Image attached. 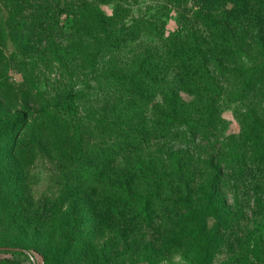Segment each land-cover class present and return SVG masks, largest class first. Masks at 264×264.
Instances as JSON below:
<instances>
[{"label": "trees", "instance_id": "trees-1", "mask_svg": "<svg viewBox=\"0 0 264 264\" xmlns=\"http://www.w3.org/2000/svg\"><path fill=\"white\" fill-rule=\"evenodd\" d=\"M142 1L0 0V100L12 108L0 114V145L24 121L0 160V247L21 249L4 253L110 264L104 232L170 214L186 264H214L211 220L226 206L217 179L243 156L239 145L216 148L232 105L240 139L264 161V0H148L135 15ZM44 67L60 71L50 87ZM10 73L21 83L7 86ZM39 157L58 183L45 201L28 183Z\"/></svg>", "mask_w": 264, "mask_h": 264}, {"label": "rangeland", "instance_id": "rangeland-1", "mask_svg": "<svg viewBox=\"0 0 264 264\" xmlns=\"http://www.w3.org/2000/svg\"><path fill=\"white\" fill-rule=\"evenodd\" d=\"M148 4L151 6L155 3L142 1L134 8L133 13L138 15L144 12ZM102 10L111 15L113 5H103ZM65 18L66 14H62L60 24L66 25ZM177 24V14H172L166 22L167 35L176 30ZM147 43L149 42L144 41L142 45ZM138 48L137 44H133L122 50L121 57L124 63L136 53ZM14 54L9 52L6 58L12 62L17 55ZM26 54L29 57L38 55L33 51ZM59 73L60 71L55 67H44L43 82L50 87ZM5 82L7 86L15 85L16 82L21 83V76L10 73ZM36 107V103H33L31 111L34 112ZM11 110V103L0 100V114ZM11 114L10 118H13L17 113L12 111ZM221 117L222 121L217 133V151L222 148V143H226L229 147L239 145L243 148V156L239 162L227 166L217 179L219 192L225 199L226 206L216 218L211 220L210 226L216 237L220 239V248L216 253L214 264H264V161L256 159L251 151L252 145L240 139L242 126L236 116L234 105L223 112ZM23 123L21 119L6 136H3L0 160L8 157V145L19 134ZM21 159L19 158L18 161ZM32 164L28 183L34 188L36 199L45 201L52 198V193L58 189L53 163L39 157ZM118 224L121 226L119 229L106 231L99 239L101 249L111 261L110 264H186L182 257L183 246L179 243L178 233L181 223L173 215L158 217L151 224L142 222L126 224L124 221ZM33 256L36 264H44L41 252L34 251ZM7 259L21 261L22 264H32L23 255L0 252V261Z\"/></svg>", "mask_w": 264, "mask_h": 264}, {"label": "water", "instance_id": "water-1", "mask_svg": "<svg viewBox=\"0 0 264 264\" xmlns=\"http://www.w3.org/2000/svg\"><path fill=\"white\" fill-rule=\"evenodd\" d=\"M21 249L19 248H13V247H7V246H3L0 247V252H5V251H20Z\"/></svg>", "mask_w": 264, "mask_h": 264}]
</instances>
